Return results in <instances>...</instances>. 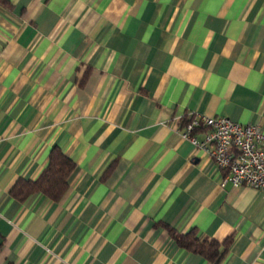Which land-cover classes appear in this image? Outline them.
I'll return each mask as SVG.
<instances>
[{
    "label": "crops",
    "instance_id": "obj_1",
    "mask_svg": "<svg viewBox=\"0 0 264 264\" xmlns=\"http://www.w3.org/2000/svg\"><path fill=\"white\" fill-rule=\"evenodd\" d=\"M188 112L264 130V0H0V264H264V194L221 185ZM54 145L66 192L18 200Z\"/></svg>",
    "mask_w": 264,
    "mask_h": 264
},
{
    "label": "built area",
    "instance_id": "obj_2",
    "mask_svg": "<svg viewBox=\"0 0 264 264\" xmlns=\"http://www.w3.org/2000/svg\"><path fill=\"white\" fill-rule=\"evenodd\" d=\"M177 119L173 129L226 171L222 186L229 182L264 194V130L259 125L242 124L224 115L192 112ZM200 133L202 138H198Z\"/></svg>",
    "mask_w": 264,
    "mask_h": 264
},
{
    "label": "trees",
    "instance_id": "obj_3",
    "mask_svg": "<svg viewBox=\"0 0 264 264\" xmlns=\"http://www.w3.org/2000/svg\"><path fill=\"white\" fill-rule=\"evenodd\" d=\"M74 169L73 159L65 154L57 145L52 146L48 160L36 178L19 177L11 186L10 192L18 200H24L34 192H41L50 199L59 200L68 188V177ZM175 242L195 253L206 257L209 261L217 263L226 253L229 239L220 243L218 240L201 235L195 227L186 232L168 229Z\"/></svg>",
    "mask_w": 264,
    "mask_h": 264
}]
</instances>
